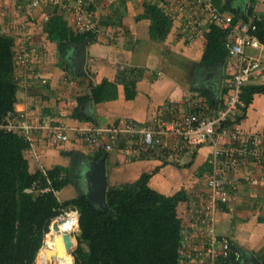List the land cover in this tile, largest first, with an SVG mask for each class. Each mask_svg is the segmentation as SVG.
Segmentation results:
<instances>
[{
    "label": "crops",
    "instance_id": "1",
    "mask_svg": "<svg viewBox=\"0 0 264 264\" xmlns=\"http://www.w3.org/2000/svg\"><path fill=\"white\" fill-rule=\"evenodd\" d=\"M90 1H93L99 19L92 23L93 37L86 40L82 70L79 69V47L82 43L70 45L69 49L61 52L58 37H50L47 33L51 17L48 15L46 22L35 29L33 44L38 51L33 54L38 61H32L26 75L28 79L19 77L17 69L14 71L17 84L14 112L26 114L34 123H62L69 128V141L59 148L49 146L43 135L35 143L38 158L29 150L24 151L30 173L55 166L67 167L69 158L75 159V165L80 164L77 159L80 157L89 163L95 162L93 159L99 151L80 139L79 131L82 129L126 123L144 126L163 104H172L176 113L181 114L187 108L185 99L192 95H198L207 104L214 103L213 109L205 110L206 115H210L221 106L226 84L236 69L234 59L227 55L213 65L202 63L206 35L210 29H204L198 38L188 41L180 26V18L172 19L164 12V0ZM211 2L221 12L229 13L233 18L238 16L237 20L250 16L264 18V0ZM56 8V15L61 16L74 31L72 14L64 12L67 13L65 19L60 7ZM150 9L164 13L160 24L151 16ZM6 17V23L16 22L13 15ZM0 32L8 35L3 29ZM11 33L9 36L15 45V37ZM14 33L18 32L15 30ZM20 35L16 47H13L14 65L16 50L18 55L21 54L25 45L31 54L29 42L22 43L23 33ZM33 63L36 64V72L31 70ZM218 72L221 73V82L216 104ZM251 85L264 86V76L246 86ZM80 97L87 99L79 106ZM77 107L79 110L75 112ZM230 126L245 133H264V93L254 94ZM173 143L171 138L165 140L166 147ZM123 147V139H120L114 143L112 151H104L102 155L105 156L107 188L132 183L141 174L148 173L147 185L152 190L165 196L179 191L185 193L186 200L179 203L177 215L182 223L187 224L192 216V205L199 202L205 191L203 178L209 147H199L179 156L170 154L168 149H156L133 159L124 156ZM248 171L249 168L241 170L243 173ZM259 173H264V167ZM90 175L91 170L85 178L86 184ZM242 183L235 197L226 205H220L215 213V231L218 236L228 237L241 252L236 264H264V182L255 187ZM71 187L69 182L56 193L60 202L81 194L71 191ZM60 192L67 197L60 198ZM221 263L220 256L214 259V264Z\"/></svg>",
    "mask_w": 264,
    "mask_h": 264
},
{
    "label": "built area",
    "instance_id": "2",
    "mask_svg": "<svg viewBox=\"0 0 264 264\" xmlns=\"http://www.w3.org/2000/svg\"><path fill=\"white\" fill-rule=\"evenodd\" d=\"M49 2L72 14L74 31L81 33L92 29L90 14L80 13L84 0ZM40 3H43L42 0L27 2L30 10L38 8ZM163 8L170 18H180V26L188 41H194L211 26L223 31L226 55L234 59L236 69L226 84V95L221 106L206 115L205 110H210L207 102L198 95L187 96V108L181 114H177L174 106L167 103L144 126L126 123L92 127L80 130L79 136L86 145L105 152L112 151L114 143L123 139L122 153L132 159L156 149H168L170 154L179 156L199 147H209L205 161L207 170L203 178L204 194L198 207L193 209L190 221L187 224L181 222L180 262L214 264V259L220 256L221 264H236L241 252L228 237L216 234L214 215L220 205H226L235 197L242 182L249 187L264 182V173H259L264 167V133H245L230 126L235 122L237 113L245 107L241 98L243 87L264 76V36L261 38L257 34L258 24L264 26V18L250 16L244 20H234L231 14L217 9L211 0H164ZM23 48L24 53L17 58L20 65L18 71L25 77L29 70L28 61L33 59V55ZM0 127L22 136L28 143L27 150L35 158H38L35 151L38 137L44 135L52 147L69 141V128L65 124L34 123L26 114L7 119ZM168 138L174 140L171 147L165 145ZM242 168H249V171L243 173ZM40 171L46 176V170ZM34 188L26 191L36 192ZM42 191H48V188ZM72 210L63 212L65 216L74 212L78 220V212Z\"/></svg>",
    "mask_w": 264,
    "mask_h": 264
},
{
    "label": "trees",
    "instance_id": "3",
    "mask_svg": "<svg viewBox=\"0 0 264 264\" xmlns=\"http://www.w3.org/2000/svg\"><path fill=\"white\" fill-rule=\"evenodd\" d=\"M149 11L160 24L164 13L156 9ZM237 19L235 16L234 20ZM47 29L50 37H58L61 52L93 37L92 29L75 33L61 16L51 18ZM257 34L264 36L261 23ZM223 37L220 28L210 27L202 63L213 65L225 57ZM13 47V38L0 32V126L19 115L14 112L17 84ZM245 86L241 96L245 105L254 94L264 93V86ZM86 99L78 98V105ZM208 106L213 109L214 103L211 101ZM78 110L77 107L75 112ZM27 148L28 143L17 132L0 127V264H34L51 221L68 208L78 212L77 247L72 255L70 252L65 260L58 262L182 264L181 220L177 207L186 200L183 191L162 195L148 187L150 174L143 173L132 183L108 187L106 209L94 205L83 194L60 202L55 192L69 184L71 171L55 166L46 170V176L39 170L30 173L24 156ZM103 153L99 151L94 160ZM32 187L37 191L28 193L26 190ZM46 188L48 191H42Z\"/></svg>",
    "mask_w": 264,
    "mask_h": 264
},
{
    "label": "rangeland",
    "instance_id": "4",
    "mask_svg": "<svg viewBox=\"0 0 264 264\" xmlns=\"http://www.w3.org/2000/svg\"><path fill=\"white\" fill-rule=\"evenodd\" d=\"M151 1H153V0H151ZM27 2H28V0H0V30L3 29L5 32H8V35H9V33L12 32L11 33L12 36L15 37V45H14V47H16V41H18L17 38H19L21 36L20 34L23 33L22 43L23 42H25V43L29 42V43H27V44H29V51L31 52V55H33V59L28 61V64H29V67H30L33 60H35L34 61L35 63H36V61H38L36 59V55L33 54V53H36V51H38V47L33 44L34 43V38L33 37L35 35V29L38 26H42L46 22L45 19H44L45 16L50 15L51 16L50 19H51L54 16H58V15H56L57 14V8H56L57 6L54 5L53 3H50L49 0H42L43 3H40V6L38 8H36V9H34V10H30L28 8ZM170 2L171 1H169V3ZM60 9L63 11L62 12L60 10L62 15H64L63 17H65V19H67V16H66L67 13H64V12H67V11H64V9H62V8H60ZM10 11H12V13ZM85 12L87 14L88 13L90 14L91 22L94 23V22H96L99 19V17H98L99 14H95V5H94L93 1L84 0L83 7L81 8L80 13L81 14H85ZM10 15H13V17L15 18V20H16L15 23H11L10 21H9V24L6 23L7 22L5 20L7 18L6 16H10ZM72 24L73 23H71V27L73 28L74 26ZM6 25H11L10 26L11 28H9V27L6 28L5 27ZM15 30L18 33H14ZM23 49L27 50L28 48H26L25 45H24ZM19 55H20V53H19ZM19 55H18V51L16 50V54H15V70L17 69L16 71L18 72V74H19L18 76L19 77H23V74L19 73V71H18V68H20V65H19L18 58H16V57L19 56ZM35 65L36 64H34V63L32 65V69L31 70H33V72H36L35 71L36 69L34 67ZM26 78L28 79L27 76H26ZM19 79L20 78H18V80ZM54 147L55 148H59L60 146H54ZM81 158L82 157L77 158L78 161L80 162V164H78V165H75V159H72V158L71 159L69 158V160L67 162L69 165L66 168H68L71 171L70 185L72 187L70 188V190L73 191L76 194L77 193H81L83 195H86V194L89 195L90 191H89L88 184H86V182H85V178H86L87 174L90 172V170L92 169V167H91L92 163L91 162L89 163V161L83 160ZM74 165H75L76 169H75ZM63 196L67 197V195L65 196L64 193L60 192L59 193V197L62 198ZM198 205H199V202H196V203H194L192 205V208L196 209L198 207ZM72 209L73 208H68V209H64L63 211L64 212H68L69 210H72ZM74 210H72V211H74ZM64 212H62L58 217H55L51 221V223L49 225V230H48L47 234L44 236L42 247H44V245H45V238L47 236H48V238H51V236H50L51 232L52 233H58L60 231L58 226L61 223H63L65 218L67 217V216H65ZM58 218L59 219L64 218V220L61 221ZM77 233H78V228L76 227L75 232L72 234V236H74L75 244H74V248L72 249L73 251H71V255H72V252H74V250L77 247ZM75 245H76V247H75ZM36 256H37V258L34 261V264H44V263H41V262H43V258L39 256V253ZM72 258H73V256H72ZM63 260H65V259H63ZM63 260H58V261H63ZM58 261L55 264H62V263L72 264V262H58Z\"/></svg>",
    "mask_w": 264,
    "mask_h": 264
},
{
    "label": "water",
    "instance_id": "5",
    "mask_svg": "<svg viewBox=\"0 0 264 264\" xmlns=\"http://www.w3.org/2000/svg\"><path fill=\"white\" fill-rule=\"evenodd\" d=\"M85 48H86V40L82 42L79 47V69L82 70L83 63L85 61ZM220 66V63L218 64ZM219 71V70H218ZM220 82H221V73L218 72V79L216 81V89H215V102L218 104V95L220 91ZM89 187V195L86 194L87 198L96 206L101 209H106V191H107V182L105 175V156H102L97 162H92V169L90 179L88 181ZM62 240L66 247L69 244V238L64 236L63 239L57 238L55 240L56 251L55 250H47L46 255L50 257L53 254L60 255L63 252L62 249Z\"/></svg>",
    "mask_w": 264,
    "mask_h": 264
},
{
    "label": "bare ground",
    "instance_id": "6",
    "mask_svg": "<svg viewBox=\"0 0 264 264\" xmlns=\"http://www.w3.org/2000/svg\"><path fill=\"white\" fill-rule=\"evenodd\" d=\"M66 216L67 217L65 218L64 222L58 226L60 231L58 233L51 232L50 233L51 238H48V236L45 238V245L38 252L39 256L43 258V262L41 263L55 264L58 260H63L67 256H69L71 250L74 248L75 240L72 234L75 232L77 227V215L74 212H71L68 213ZM64 236H67L69 238L68 247L65 246L62 240V249H63L62 254L60 255L53 254L50 257H48L46 255L47 250L56 251L55 240L57 238L63 239Z\"/></svg>",
    "mask_w": 264,
    "mask_h": 264
},
{
    "label": "clouds",
    "instance_id": "7",
    "mask_svg": "<svg viewBox=\"0 0 264 264\" xmlns=\"http://www.w3.org/2000/svg\"><path fill=\"white\" fill-rule=\"evenodd\" d=\"M58 217V216H57ZM78 221V220H77ZM77 225H78V222H77Z\"/></svg>",
    "mask_w": 264,
    "mask_h": 264
}]
</instances>
